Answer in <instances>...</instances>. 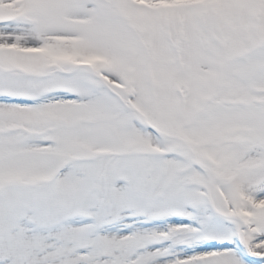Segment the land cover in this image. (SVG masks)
<instances>
[{"label":"snow or ice","instance_id":"6c2138e0","mask_svg":"<svg viewBox=\"0 0 264 264\" xmlns=\"http://www.w3.org/2000/svg\"><path fill=\"white\" fill-rule=\"evenodd\" d=\"M0 264H264V0H0Z\"/></svg>","mask_w":264,"mask_h":264}]
</instances>
